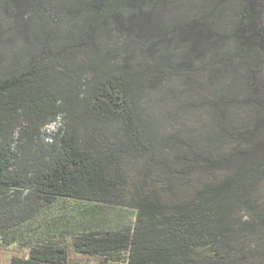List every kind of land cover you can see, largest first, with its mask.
Listing matches in <instances>:
<instances>
[{
  "label": "trees",
  "instance_id": "1",
  "mask_svg": "<svg viewBox=\"0 0 264 264\" xmlns=\"http://www.w3.org/2000/svg\"><path fill=\"white\" fill-rule=\"evenodd\" d=\"M13 245V264H264V0H0Z\"/></svg>",
  "mask_w": 264,
  "mask_h": 264
},
{
  "label": "rangeland",
  "instance_id": "2",
  "mask_svg": "<svg viewBox=\"0 0 264 264\" xmlns=\"http://www.w3.org/2000/svg\"><path fill=\"white\" fill-rule=\"evenodd\" d=\"M58 131V125L52 124L46 128V133L51 134ZM50 135L48 136V138ZM122 217H131V211L123 210L117 206L109 207L108 215L109 217H113L115 215L120 214ZM28 256L27 249H21L17 245H13L9 250L0 249V264H13V258H26ZM72 261L75 264H98L95 259H88L86 256H81L76 253H72ZM111 264H123V263H111Z\"/></svg>",
  "mask_w": 264,
  "mask_h": 264
}]
</instances>
